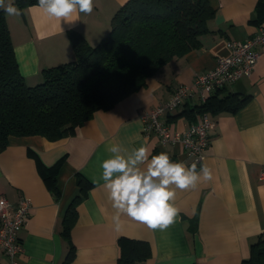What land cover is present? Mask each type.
<instances>
[{
  "label": "crops",
  "instance_id": "obj_1",
  "mask_svg": "<svg viewBox=\"0 0 264 264\" xmlns=\"http://www.w3.org/2000/svg\"><path fill=\"white\" fill-rule=\"evenodd\" d=\"M126 1L94 0L93 12L74 15L73 22L49 18L38 4L22 8L20 16L6 15L25 82L35 85L42 80V69L74 60L70 30L96 45ZM209 3L214 13L198 47L173 57L113 107L95 111L73 134L56 140L41 135L9 136L8 145L0 151V195L11 203L23 196L30 200V216L17 230L23 245L20 264H64L71 244L74 254L67 264H117L120 236L150 244L151 255L143 264H239L249 256L250 244L264 234V183L258 177L264 167V47L249 75L219 89L220 94L233 92L250 98L235 112H208L215 124L208 131L209 145L197 171L207 164L213 179H201L195 188L176 189L175 205L180 211L166 230L150 229L127 216L121 217L117 230L112 219L115 209L100 180V164L110 157L107 149L112 144L127 152L144 145L151 155L166 152L173 161L190 166L180 144H160L155 134H143L140 113L166 100L197 72L213 68L220 56L229 53V40L248 38L264 25V1ZM195 105L196 101L189 100L163 114L161 120L173 131H182L197 113L193 117L179 113ZM54 168L56 191L44 179ZM77 173L92 183L85 193L77 183ZM77 196V219L65 237L62 218ZM8 262L0 248V264Z\"/></svg>",
  "mask_w": 264,
  "mask_h": 264
},
{
  "label": "trees",
  "instance_id": "obj_2",
  "mask_svg": "<svg viewBox=\"0 0 264 264\" xmlns=\"http://www.w3.org/2000/svg\"><path fill=\"white\" fill-rule=\"evenodd\" d=\"M14 2L20 9L38 4V0ZM213 13L209 0H127L113 14L109 31L96 45L70 30L74 60L42 69V80L30 86L19 72L6 13L0 9V151L8 145L10 135L56 140L73 134L95 111L113 107L173 57L198 47ZM219 91L179 115L235 112L250 98ZM45 174L55 190L56 169ZM76 180L83 193L92 186L79 173ZM78 201L79 196L62 218L65 237L76 222ZM118 246L117 264H143L151 255L150 244L142 239L120 236ZM73 252L71 244L64 264L73 258ZM239 264H264V234L250 244L249 256Z\"/></svg>",
  "mask_w": 264,
  "mask_h": 264
},
{
  "label": "clouds",
  "instance_id": "obj_3",
  "mask_svg": "<svg viewBox=\"0 0 264 264\" xmlns=\"http://www.w3.org/2000/svg\"><path fill=\"white\" fill-rule=\"evenodd\" d=\"M37 6L49 18L73 22L74 15L93 12L94 0H38ZM0 9L8 16L22 15L14 0H0ZM107 151L111 155L100 164V180L115 209L112 219L117 230L122 216L153 230H166L180 211L175 205L176 189L195 188L201 179H213L207 164H202L198 172L195 163L187 166L173 161L166 152L151 155L144 145L127 152L112 144Z\"/></svg>",
  "mask_w": 264,
  "mask_h": 264
},
{
  "label": "built area",
  "instance_id": "obj_4",
  "mask_svg": "<svg viewBox=\"0 0 264 264\" xmlns=\"http://www.w3.org/2000/svg\"><path fill=\"white\" fill-rule=\"evenodd\" d=\"M227 46L229 53L220 56L213 68L197 72L191 82L181 84L166 100L140 113L143 134L146 137L155 134L160 144H180L190 159V166L193 163L197 166L201 164L209 145L208 131L215 122L208 112H200L186 129L173 131L167 122L161 120V116L185 105L189 100L201 104L215 91L249 75L264 47V25L248 38L229 40ZM258 177L264 183V167ZM0 201H3L0 206V248L7 255L8 264H20L18 256L23 245L17 230L30 216V200L23 196L16 203H11L0 195Z\"/></svg>",
  "mask_w": 264,
  "mask_h": 264
}]
</instances>
